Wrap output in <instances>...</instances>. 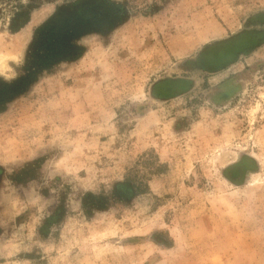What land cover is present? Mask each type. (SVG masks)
<instances>
[{"label": "rangeland", "instance_id": "374dc122", "mask_svg": "<svg viewBox=\"0 0 264 264\" xmlns=\"http://www.w3.org/2000/svg\"><path fill=\"white\" fill-rule=\"evenodd\" d=\"M0 95V264H264V0H0Z\"/></svg>", "mask_w": 264, "mask_h": 264}, {"label": "trees", "instance_id": "16d2710c", "mask_svg": "<svg viewBox=\"0 0 264 264\" xmlns=\"http://www.w3.org/2000/svg\"><path fill=\"white\" fill-rule=\"evenodd\" d=\"M53 27H48L47 25V21L44 22L40 27H38L37 32L38 35H41L44 31H47V29H52ZM58 48V47H57ZM57 49L54 48H47L45 53L43 54L44 58H41L40 61H38L35 65L34 68L31 67H27L25 68L26 70V74L24 76H20L16 81H13L12 83H4L3 87L6 88V90H9V93L7 95V97H10L12 95H15L17 93L16 88L18 89V92L20 90H22L26 85L29 84V82H31L36 75V72L46 66H49L52 64V62L54 60H49L46 61L47 57L49 56H54L57 55L59 53V50L56 51ZM56 51V52H55ZM41 60H45V62L41 61ZM23 82V84H22ZM19 84V85H18ZM12 87V88H11ZM15 87V88H14ZM1 96V95H0Z\"/></svg>", "mask_w": 264, "mask_h": 264}]
</instances>
